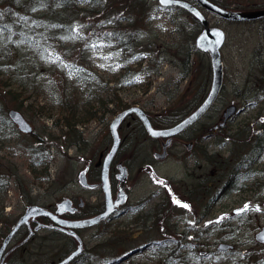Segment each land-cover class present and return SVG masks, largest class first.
I'll use <instances>...</instances> for the list:
<instances>
[{
  "label": "rangeland",
  "instance_id": "obj_1",
  "mask_svg": "<svg viewBox=\"0 0 264 264\" xmlns=\"http://www.w3.org/2000/svg\"><path fill=\"white\" fill-rule=\"evenodd\" d=\"M135 1L78 0L79 7L96 11L76 18L72 32L61 36L55 28L41 39L27 29L22 34L1 29L0 79L7 84L0 86V239L29 204L55 206L66 196L99 198L98 191L80 184L78 174L89 165L92 175L110 149V123L122 106L139 105L155 125L164 127L207 95L212 66L209 54L196 46L201 23L181 7ZM33 2L38 5L28 13L27 28L30 17L42 16L52 3ZM217 2L234 3L230 7L236 9L264 7V0ZM60 4L57 0V8ZM204 12L227 35L219 96L204 116L174 138L163 160L153 155L161 150V141L145 134L132 115L125 119L121 155L129 167L130 210L103 223L98 237L86 238L83 260L71 264H257L264 257L254 237L257 222L264 224V205L259 218L252 206L234 213L244 200L251 202L252 173L264 175V17L231 20ZM19 18L16 14L15 27ZM4 19L12 20L9 15ZM97 19L98 28L87 30V23ZM26 34L31 41L21 40ZM84 35L89 43L82 41ZM124 35L130 42L124 43ZM49 55L59 60L53 62ZM9 89L22 90V96L13 97ZM231 104L242 111L224 121ZM11 108L24 114L31 131L9 119ZM231 175L235 181L227 193L209 200ZM38 235L37 252L29 243L14 261L56 260L54 251L64 247L63 241H52L46 229ZM222 242L235 246L218 250ZM203 250L207 254L202 256Z\"/></svg>",
  "mask_w": 264,
  "mask_h": 264
},
{
  "label": "water",
  "instance_id": "obj_2",
  "mask_svg": "<svg viewBox=\"0 0 264 264\" xmlns=\"http://www.w3.org/2000/svg\"><path fill=\"white\" fill-rule=\"evenodd\" d=\"M159 3L163 6H172V5H179L184 7L186 10L191 12L202 24L203 28L199 35L196 38V46L208 52L211 60L212 66V82L210 89L202 100V102L191 112H189L186 116L182 119L177 121L175 124L167 126V127H155L153 126L150 117L146 113V111L138 106L133 105L128 108H125L118 112L116 116L110 123V131L113 137V144L105 156L103 168H102V182L106 192V209L102 213L88 217L85 219L76 220L75 222L71 223L74 226L77 225H90L100 221L102 218H105L109 214H111L117 205H120L125 202L126 200V193H125V184L127 182L128 171L125 165H120L119 172L117 174L119 183H118V195L115 200L111 198L110 193V184H109V166L110 163L119 147L121 137L119 134V125L122 120L130 113H136L137 116L141 119L143 125L145 126L147 132L153 137H167L162 142V149L161 151H155L154 155L157 158H165L168 154V147L173 141V136L185 129L190 124L197 121L207 110L212 106L215 102L217 97L220 94L223 86V77H224V70H223V61H222V54L221 48L226 41V32L220 26L211 25L209 18L207 15L202 11L201 8L206 9L212 13H215L225 19L231 20H252L264 17V7L257 8V9H236L227 7L224 5H220L212 0H172L170 3H161V0H158ZM242 109H237L235 104L229 105L224 111V121L227 120L233 114L240 112ZM8 115L10 119L18 125V127L25 132H29L32 130V126L30 122L25 118L23 113L16 108H11L8 111ZM218 125L215 126L217 128ZM191 147V143H188V148ZM87 169L86 166L82 169L79 173V182L83 185L87 186H94L93 184L89 183L87 179ZM72 204V200L69 197H65L57 203V211L56 215L64 212L69 209L70 205ZM52 213L51 211L47 210L45 207L39 204H31L27 206L25 213L19 218L17 223L13 226L12 230L7 234L5 237L2 249L6 246L9 242L11 237L15 234L19 226L23 223H29L30 217L35 218L37 215L40 214H47ZM39 226V225H38ZM37 226V227H38ZM264 236V227L258 232L257 238L260 241L264 242V239L260 237ZM28 238V237H27ZM233 244L231 243H220L217 247L218 250H228L229 248H233ZM1 249V250H2ZM82 251V243L80 242L78 247L72 251L68 256H66L61 261L55 264H66L72 259L74 256L79 254ZM206 251H200L201 255H204ZM0 264H6L5 262L1 261L0 257Z\"/></svg>",
  "mask_w": 264,
  "mask_h": 264
},
{
  "label": "flooded vegetation",
  "instance_id": "obj_3",
  "mask_svg": "<svg viewBox=\"0 0 264 264\" xmlns=\"http://www.w3.org/2000/svg\"><path fill=\"white\" fill-rule=\"evenodd\" d=\"M194 105H195V103H194ZM130 115H132L133 119L136 120L137 117L134 114H130ZM232 118H233V116L230 118V120H232ZM125 119H123V121L119 125V132L121 135V143H120V145L116 151V154L114 155V157L110 163V190H111V197L112 198H115V196L117 194V183H118L117 174H118L120 165L121 164L125 165L127 167L128 172H129V167H128L127 163L125 162L127 158L125 159V156L121 155V151H122L121 149H122V145H123L122 142L124 141V135H123L122 128H123V126L126 125ZM223 122L224 121L222 120V122H220L219 124L221 126H224L225 123H223ZM156 126H162V125L156 123ZM191 126H189V127H191ZM188 128H186V129H188ZM186 129H184L179 134H177V136H175V138L180 137V135ZM210 129H216V128L214 126L213 128H210ZM144 130H145V128H144ZM145 133H147L146 130H145ZM152 139H156V140L162 142V140L165 138H162V139L161 138H152ZM188 143H190V142H188ZM188 143H185V145L187 147H188ZM191 146H192V143H191ZM188 149H191V147ZM105 155L102 156V159H100V161L96 164V166H95L96 170L92 171V175H90V176H89V172L91 171V166H89L87 173H88L89 180L92 183H94V187L82 185L86 189H92V190L98 191L99 198H100V195L102 196V198L99 199L96 197L95 201H89V200H85L82 196H79V195H78V197L72 196L71 199H72L73 203L70 205L69 209L64 211V212L59 213L58 215H56L54 213L57 210V202H56L55 206L43 205V206H46L49 210H51L52 213L42 214L36 218H31L29 220L30 221L29 224L25 223V224H22L21 226H19L18 230L11 237V239L6 244V246L2 249L5 237L11 231L13 225L15 224V223H13L12 226L7 230V232H5L2 239H0V257L4 260V262L6 264H27V263H23V262H19V261H17V262L14 261L15 258H18L17 253L20 249H24V247L29 243L31 244L32 249L37 252V250L40 248V246H39L40 242H36V239L40 237V235H38V234H40V231L43 229H46L48 231L49 235H51V237H52V239H51L52 241L54 239H58L59 241H63L62 246H64V247L60 250L54 251V256H55L56 260L53 259L51 261H47L44 263H38V264H54L56 261H59L60 259L65 257L70 251H72L73 249H75L77 247V245L79 243L78 237H80V240L83 241V251L80 255L75 257L69 264H71L73 262H80L83 260L85 254L87 252V250L85 249V239L88 237H91L92 239L95 237H98L100 235L99 234L100 233V227L102 226L103 223H106L107 221L113 220L115 217H117V216L121 215L122 213L130 210V206L125 204V205L119 207L118 210H116L117 212H115L114 214H112L108 218L103 219L99 222H96V223H93L90 225H82V226H73L71 224V223L75 222L76 220L84 219V218L99 214V213L103 212L106 208L105 191H104V188L101 184L102 167H103ZM260 177H262V178H260ZM206 178H207V176H205V179ZM252 178H253L252 179L253 184L249 189L250 191H252L251 202L248 200H244V201H246L245 204H243L242 207L235 208L234 213L235 214H241V212L239 210L243 209L244 206L247 204V205H249L248 209H250L251 206L253 209H256L257 207L260 209L258 211V213H254V217L259 218L258 217L259 212L263 211L262 210L263 209L262 204L264 205V175H262V176L256 175L254 177V173H252ZM234 181H235V178L231 175L230 179L223 185L222 188H220L217 191L214 198L213 197H207V198H210L209 200H213V199L218 198L222 193L223 194L227 193V191L233 186L230 184ZM243 189L247 190L244 186H243ZM147 213L148 212L146 211L145 214H147ZM37 225H39V228H36ZM263 226H264V224L257 222L258 231L255 233V236H254L257 246H259L261 248H264V242L260 241L257 238V235H258V232L263 228ZM90 230H92V231L90 232ZM19 238H21V239H19ZM16 240H18V241H16ZM42 244H43V242H42ZM66 244H68L69 247H67ZM67 248H68V251H67ZM54 249L55 248H53V250ZM63 249H66V250L63 251ZM257 264H264V257L262 259L258 260Z\"/></svg>",
  "mask_w": 264,
  "mask_h": 264
},
{
  "label": "trees",
  "instance_id": "obj_4",
  "mask_svg": "<svg viewBox=\"0 0 264 264\" xmlns=\"http://www.w3.org/2000/svg\"><path fill=\"white\" fill-rule=\"evenodd\" d=\"M3 1V4H0V11L2 12L1 16L3 17V20H0V34H1V29L4 30V33L9 32V33H13V30L18 31L20 34L23 33V29H27V33L28 35H33L36 36L38 38H42V35H45L46 32H48L49 29L51 28H55L56 30L59 31L58 35L61 36V34H69V32H72L73 30V22L76 18L78 17H84L89 15V11H91L93 13V11H96L95 8H88V7H79L78 5V0H61V7L57 8L56 5V1L57 0H51V5L49 6L48 11H46L42 16H36V17H30L31 18V26L29 28H27L26 26V19L28 18V13L30 11H32L33 9L37 8V2H33L31 3V0H0ZM215 2H217V0H214ZM135 2H140L139 0L135 1ZM135 2H131V5L133 6L135 11V7H134V3ZM219 3V2H217ZM219 4H223V3H219ZM4 5V6H3ZM223 5H227V4H223ZM3 6V7H2ZM227 6H231V7H236V5L234 3H230V5ZM132 11V12H133ZM4 13V16H3ZM6 13V15H5ZM18 14V16H20L21 18H19V23L17 25V27L14 26L15 20L14 17L15 15ZM9 15L10 19H12L11 21L9 20V23H6V16ZM25 20V22H24ZM72 23V24H71ZM99 23V19H97V21H92L90 23H87V30H92L95 29V27L98 25ZM97 24V25H96ZM38 26H42V28H38ZM6 28L8 31H6ZM62 28L64 29L62 31ZM98 28V26H97ZM105 30V29H104ZM110 30H112V32L115 34V28L112 27L110 28ZM28 31H32L28 32ZM3 33V34H4ZM39 35V36H37ZM24 37H27V34L23 36V38L21 39L22 41H25ZM32 37H27L28 40L31 41ZM88 38L89 35H84L82 39V41L86 40L88 42ZM125 38V42H130V36L128 35H124ZM90 42V41H89ZM88 42V43H89ZM46 49H48V46L46 47ZM45 51V50H44ZM261 75H264V70L261 71ZM5 84H7L6 82L2 81L0 79V86H4ZM261 85H262V89H264V77L261 79ZM9 94L13 95V97H20L22 96V90L21 91H15L13 89H9L8 90ZM19 92V93H18ZM130 105L125 104L124 106H122L123 108L128 107ZM89 109V108H87ZM86 109V111H87ZM93 114V112H92ZM1 116H4L3 113L0 112ZM2 120H6V117H2ZM136 121L138 123V125L142 128L143 132L145 133L144 127L141 124V122L139 121L138 118H136ZM146 134V133H145Z\"/></svg>",
  "mask_w": 264,
  "mask_h": 264
},
{
  "label": "snow or ice",
  "instance_id": "obj_5",
  "mask_svg": "<svg viewBox=\"0 0 264 264\" xmlns=\"http://www.w3.org/2000/svg\"><path fill=\"white\" fill-rule=\"evenodd\" d=\"M170 2H172V0H161V3H170ZM35 10V9H34ZM66 38H68V37H66ZM48 59H52L53 60V62H55L56 60H59V57L57 56V57H51V55H49V57H47ZM105 59H107V57H105ZM102 67H103V65H101ZM65 67H67V65H65ZM117 67H119V65H117ZM137 80L139 79V77H137L136 78ZM160 183H163L162 181L160 182ZM173 202L174 203H176L178 206H180V207H183V208H186V209H188V208H190V206L188 205V204H186V203H182L181 201H179V200H176L175 198H173ZM248 207H249V205H245L244 206V208L243 209H241V210H239L240 212H246L247 210H248ZM256 211H259L260 209L257 207L256 209H255ZM220 219H223V217H221ZM219 221H217V223H218ZM261 239H264V236H261L260 237Z\"/></svg>",
  "mask_w": 264,
  "mask_h": 264
}]
</instances>
